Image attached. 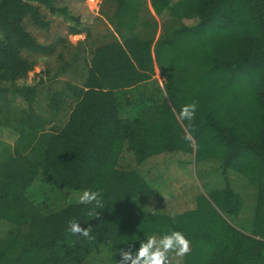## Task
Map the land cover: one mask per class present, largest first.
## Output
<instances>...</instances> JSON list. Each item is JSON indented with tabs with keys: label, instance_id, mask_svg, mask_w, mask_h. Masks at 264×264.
Instances as JSON below:
<instances>
[{
	"label": "trees",
	"instance_id": "trees-1",
	"mask_svg": "<svg viewBox=\"0 0 264 264\" xmlns=\"http://www.w3.org/2000/svg\"><path fill=\"white\" fill-rule=\"evenodd\" d=\"M111 1L98 16L112 39L91 49L83 39L67 58L66 39L26 27L48 29L45 9L86 32L64 0H0V126L16 133L0 141V264H117L120 248L171 231L191 243L173 264H264V0ZM39 54L56 57L55 75L47 66L34 84ZM87 58L79 84L53 89ZM193 102L189 128L177 114ZM160 155L167 169L193 162L198 178L208 167L225 183L165 210L144 172ZM229 171L254 186L248 226ZM84 190L102 193L99 218L78 202ZM70 220L92 239L71 234Z\"/></svg>",
	"mask_w": 264,
	"mask_h": 264
},
{
	"label": "rangeland",
	"instance_id": "rangeland-1",
	"mask_svg": "<svg viewBox=\"0 0 264 264\" xmlns=\"http://www.w3.org/2000/svg\"><path fill=\"white\" fill-rule=\"evenodd\" d=\"M64 1L66 2L68 10L71 12L73 17L77 16L80 18V22L82 25H84L86 32L76 35L70 34L68 32V25L73 24L71 19H65L64 16L59 13L52 14L43 9V14L45 15L46 19L50 20L48 29L37 27L28 21L26 22L27 29L30 30L38 40L42 42H51L53 40H57L59 37L63 38L64 40L66 39V46L68 48H66L65 57L68 58L71 51L75 50L76 47H80V42L83 39L86 40V44L88 46L87 48L89 49L112 39L111 36L113 31L109 34L110 30L112 29L107 24L102 23L99 18L100 15L102 16V11H110L112 9L113 3L111 0ZM60 5H63V1ZM95 8L97 12H94ZM156 19L159 28L163 20H161L158 16ZM184 22L187 24H193L195 20L184 19ZM103 36L107 37L104 38ZM66 41L63 42L66 43ZM62 47V45L58 44V50H60ZM88 59L89 58H87V60L84 62H78V66H76L74 69H66L61 74L56 75L54 80L49 81L50 84L52 83L53 89H61L64 86L63 83L66 81L79 84L82 80V75L80 74L82 71H86L85 64L89 62ZM55 60L56 57L54 55H35V66L29 71V82L37 84L40 79L43 81H48L49 75L46 74L44 70L47 66H49L51 73H53L55 71L54 65H56ZM53 75H55V73H53ZM155 78L158 80V85L163 88L164 79L160 76L157 68L155 69ZM15 138L16 133L13 130L5 126H0V141H5L9 144H12ZM161 156L162 155L149 160L148 165L144 166V172L147 175V179L149 181H153L152 184L155 186V189L153 188V190L156 192L157 197L165 198L161 206L165 210H180L183 208H190L193 204L194 196L198 189H200V191L202 190L203 192L204 190L207 191L213 187H222L225 183L226 179L223 174H220L218 171H206L205 169H208V167H204L205 169L202 171V176L198 178V170L196 169V165L193 162L185 165L178 164L176 170H171V165H169L168 168L170 169H167ZM123 157L124 160H126L124 155ZM162 168L166 170L162 171ZM183 178L185 180H183ZM227 179L234 190L241 195V198L246 200V203L245 200L243 201V210L240 213L238 219L239 222L248 226L252 217L253 197L251 195L253 193L254 186L249 184L244 176L236 172L229 171L227 173ZM157 188L159 191H157ZM185 193H188V195L185 196ZM176 261L181 262L182 258L173 259L172 264Z\"/></svg>",
	"mask_w": 264,
	"mask_h": 264
},
{
	"label": "clouds",
	"instance_id": "clouds-1",
	"mask_svg": "<svg viewBox=\"0 0 264 264\" xmlns=\"http://www.w3.org/2000/svg\"><path fill=\"white\" fill-rule=\"evenodd\" d=\"M197 104L195 102L185 104L181 107L177 118L179 121H188V127L195 119ZM191 140L190 135L185 137ZM102 193L100 191L84 190L79 196V203L84 205H94V208L87 213L90 217L99 218L96 208H102ZM91 226L82 228L75 220L68 222L67 230L73 235H80L89 239ZM191 251V243L180 231H171L159 237L150 235L146 240L139 242V247L133 251V245L127 248H120L118 254L120 259L117 264H172L175 258H183Z\"/></svg>",
	"mask_w": 264,
	"mask_h": 264
},
{
	"label": "crops",
	"instance_id": "crops-1",
	"mask_svg": "<svg viewBox=\"0 0 264 264\" xmlns=\"http://www.w3.org/2000/svg\"><path fill=\"white\" fill-rule=\"evenodd\" d=\"M148 6H149L150 10H151V11H153V10H152V8H151V6H150V4H148ZM96 8H97V6H96ZM96 8H95L94 12H97ZM159 32H160V30H158V32H157V35H156V36H158Z\"/></svg>",
	"mask_w": 264,
	"mask_h": 264
},
{
	"label": "bare ground",
	"instance_id": "bare-ground-1",
	"mask_svg": "<svg viewBox=\"0 0 264 264\" xmlns=\"http://www.w3.org/2000/svg\"><path fill=\"white\" fill-rule=\"evenodd\" d=\"M89 7V6H88Z\"/></svg>",
	"mask_w": 264,
	"mask_h": 264
}]
</instances>
